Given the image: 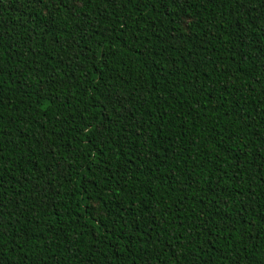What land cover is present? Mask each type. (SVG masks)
<instances>
[{"label": "trees", "instance_id": "16d2710c", "mask_svg": "<svg viewBox=\"0 0 264 264\" xmlns=\"http://www.w3.org/2000/svg\"><path fill=\"white\" fill-rule=\"evenodd\" d=\"M0 264H264V0H0Z\"/></svg>", "mask_w": 264, "mask_h": 264}]
</instances>
